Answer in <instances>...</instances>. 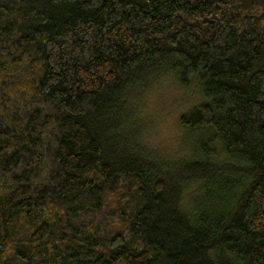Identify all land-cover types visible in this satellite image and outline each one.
Masks as SVG:
<instances>
[{"label":"trees","instance_id":"1","mask_svg":"<svg viewBox=\"0 0 264 264\" xmlns=\"http://www.w3.org/2000/svg\"><path fill=\"white\" fill-rule=\"evenodd\" d=\"M171 75L178 160L140 106ZM0 264H264V0H0Z\"/></svg>","mask_w":264,"mask_h":264},{"label":"rangeland","instance_id":"2","mask_svg":"<svg viewBox=\"0 0 264 264\" xmlns=\"http://www.w3.org/2000/svg\"><path fill=\"white\" fill-rule=\"evenodd\" d=\"M204 101L196 77H191L188 84H182L174 75L153 82L140 99L141 114L148 126L147 143L166 158H185L189 142L201 133L183 129L180 117Z\"/></svg>","mask_w":264,"mask_h":264}]
</instances>
